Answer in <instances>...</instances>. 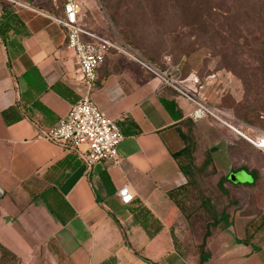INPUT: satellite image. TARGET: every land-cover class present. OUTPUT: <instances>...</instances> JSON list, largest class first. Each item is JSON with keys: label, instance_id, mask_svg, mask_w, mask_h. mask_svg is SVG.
I'll list each match as a JSON object with an SVG mask.
<instances>
[{"label": "crops", "instance_id": "obj_1", "mask_svg": "<svg viewBox=\"0 0 264 264\" xmlns=\"http://www.w3.org/2000/svg\"><path fill=\"white\" fill-rule=\"evenodd\" d=\"M62 1L0 0V264H264V241L243 242L250 216H236L207 241L206 261L177 253L182 215L168 194L186 183L173 154L184 146L177 128L194 107L129 59L110 51L92 95L125 136L117 165L88 172L76 154L40 136L85 91L54 20ZM193 122L199 150L215 149L217 175L244 172L248 181L232 183L264 193V153L212 119ZM233 126L248 136L264 132ZM124 185L133 193L128 205L116 195Z\"/></svg>", "mask_w": 264, "mask_h": 264}, {"label": "rangeland", "instance_id": "obj_2", "mask_svg": "<svg viewBox=\"0 0 264 264\" xmlns=\"http://www.w3.org/2000/svg\"><path fill=\"white\" fill-rule=\"evenodd\" d=\"M117 1L81 0V5L87 2L81 9L85 28L124 48L111 49L112 54L150 75L144 65L170 72L178 68L182 75L196 77L199 84L193 92L200 100L228 115L225 119L233 125L253 123L264 131V0H121L114 21L110 15ZM202 153L196 152L193 164H201ZM234 178L248 181L244 172ZM220 179L217 173H195L181 198L182 226L174 241L181 257L196 261L207 253L200 244L213 211L218 216L227 208L230 226L248 210L263 214L258 207L264 204L263 191L228 183L220 187ZM211 231L208 243L223 232Z\"/></svg>", "mask_w": 264, "mask_h": 264}, {"label": "built area", "instance_id": "obj_3", "mask_svg": "<svg viewBox=\"0 0 264 264\" xmlns=\"http://www.w3.org/2000/svg\"><path fill=\"white\" fill-rule=\"evenodd\" d=\"M65 35L66 47L77 59L79 82L84 88L81 98L70 106L67 113L52 127L40 128V136L46 141L73 152L88 172L104 164L117 165L120 161L118 147L125 136L117 122L108 117L94 102L92 95L98 80L97 71L111 49L123 52L122 45L85 28L81 22V7L77 0H66L62 16L54 19ZM144 67L162 84L191 105V119H212L236 132L250 145L264 153V132L248 136L225 119L228 115L204 103L194 94L199 84L196 77H184L176 68L173 72L158 70L151 65ZM229 118V117H228ZM119 201L128 205L133 201L129 185L116 192Z\"/></svg>", "mask_w": 264, "mask_h": 264}, {"label": "trees", "instance_id": "obj_4", "mask_svg": "<svg viewBox=\"0 0 264 264\" xmlns=\"http://www.w3.org/2000/svg\"><path fill=\"white\" fill-rule=\"evenodd\" d=\"M121 0L117 1V4L115 5L112 14L110 17L112 20L116 21V17L119 12ZM188 74H184L183 76L186 77ZM165 107L169 111H174L176 108V105L172 101H163ZM181 126H183V130H181L180 127L177 128V131L183 141V148L179 150L178 152L173 154L174 159L176 160L180 170L186 177V183L177 189H174L169 192L170 199L174 202V204L179 209L181 215H183V203L181 201V198L186 195V192L188 191V188L193 183V177L194 174L197 173V175L201 177H209L210 175L216 174V168L214 166L213 160H212V153L215 151L214 148H210L203 151V160L201 164L195 165L192 162V159L194 158L196 152L200 148V136L198 135V132L196 130L195 123L192 121V119H185L180 123ZM101 181L104 184L105 187L108 188V179L105 173H101L100 175ZM224 183H228L232 186H242L240 184H233L231 181H229L227 176H223L220 179V187L223 186ZM250 186V185H249ZM225 192L226 190L223 189ZM228 193V192H226ZM203 202H206V204H209V200L205 197ZM227 209V208H226ZM223 209L221 213L217 216L216 212H212V222L208 225L202 242L200 244L201 251H206L207 241L212 235L211 228H216L220 231H223L227 229L230 226L229 222V216L227 213V210ZM243 216H250L253 217L245 227V237L243 239V242L248 244L252 242L254 239L259 237L262 242L264 241V213H256L254 211L248 210L245 212V215ZM262 235H260V234ZM176 240V239H175ZM254 250H258L257 246L253 247ZM0 250L2 252V255H5V251L2 247H0ZM207 252V251H206ZM208 259V252L200 259L201 262L206 261ZM153 264V263H151Z\"/></svg>", "mask_w": 264, "mask_h": 264}, {"label": "water", "instance_id": "obj_5", "mask_svg": "<svg viewBox=\"0 0 264 264\" xmlns=\"http://www.w3.org/2000/svg\"><path fill=\"white\" fill-rule=\"evenodd\" d=\"M228 179H229V181H231V182H233V183H237L238 181L234 178V174H230L229 176H228Z\"/></svg>", "mask_w": 264, "mask_h": 264}]
</instances>
